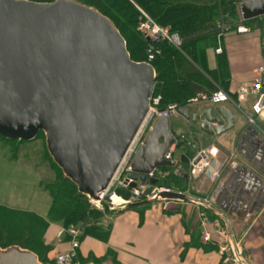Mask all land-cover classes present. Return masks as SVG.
Segmentation results:
<instances>
[{
  "label": "water",
  "instance_id": "water-1",
  "mask_svg": "<svg viewBox=\"0 0 264 264\" xmlns=\"http://www.w3.org/2000/svg\"><path fill=\"white\" fill-rule=\"evenodd\" d=\"M239 12L244 22L264 17V0H240ZM155 78L149 63L130 59L118 30L97 10L74 0H0V137L30 142L42 133L53 164L89 200L98 201L113 179L148 112ZM176 112L188 118L187 109ZM190 118L210 137L235 120L222 106ZM174 144L179 148L169 119H158L130 166L129 187L147 182L148 196L153 172L176 165L164 160ZM160 197L189 200L174 191ZM0 264L41 263L11 247L0 249Z\"/></svg>",
  "mask_w": 264,
  "mask_h": 264
},
{
  "label": "crops",
  "instance_id": "crops-1",
  "mask_svg": "<svg viewBox=\"0 0 264 264\" xmlns=\"http://www.w3.org/2000/svg\"><path fill=\"white\" fill-rule=\"evenodd\" d=\"M222 43L228 64L226 89L230 101L217 106L226 108L234 116L232 129L218 137L201 132L198 122L193 124L190 116L217 106L192 104L193 97L182 108L187 109L188 118L175 113L169 119L170 132L175 142L181 144L179 149L175 144L170 148L171 159L180 171L189 170L181 162L182 156L192 158L211 147L218 150L212 154L221 166L215 181L207 180L205 174L188 173L187 176L185 194L206 201L210 210L187 200L116 210L105 242L90 237L80 241V261L89 259L87 264H234L229 260L231 254L222 250L227 239H231L244 264H264V119L255 117L249 123L250 107L255 99L248 97L238 104L235 98L236 90L251 82L259 68H264V37L256 29L246 34L232 31L224 36ZM213 58L210 54L211 67ZM55 234V227L50 228L46 241L53 240ZM206 236L208 241L204 240ZM67 245L59 248L65 250ZM57 253V250L49 251L46 259L51 263Z\"/></svg>",
  "mask_w": 264,
  "mask_h": 264
},
{
  "label": "trees",
  "instance_id": "trees-1",
  "mask_svg": "<svg viewBox=\"0 0 264 264\" xmlns=\"http://www.w3.org/2000/svg\"><path fill=\"white\" fill-rule=\"evenodd\" d=\"M38 3H50L53 0H27ZM97 10L106 17L118 30L125 41L130 59L134 62H146L151 58L150 65L153 67L158 84V92L161 95V109L169 104H174L178 108L186 107L188 101L199 93H211L222 88L227 93V83L229 80L227 58L223 49L224 35L218 37L220 31L218 24H225L231 27L230 32H235L238 20L237 5L240 0H74ZM118 13H124V18ZM141 14V15H140ZM146 17L159 29L167 31V34H176L181 44L172 45L167 41L156 44L148 41L132 26L137 23V18L142 21ZM264 17L243 22L248 28L250 23L257 22ZM259 30L264 37V26L257 25L253 30ZM132 31V32H131ZM131 32V38H125L123 34ZM143 36V35H142ZM134 40L132 47L129 45ZM218 43L221 47V54L214 55ZM134 44V45H133ZM133 51H130V49ZM150 48L155 50H151ZM214 56V66L209 64V56ZM229 95V94H228ZM181 146V144H180ZM179 146V148H180ZM178 148V149H179ZM49 157V156H48ZM50 159V158H49ZM51 160V159H50ZM52 162V161H51ZM53 164V162H52ZM54 165V164H53ZM54 167H56L54 165ZM180 167L186 168V165ZM56 169L60 171L57 167ZM55 181L51 186L50 197L51 206L46 220L38 222L34 217L18 212L23 218L14 220V213L1 207L3 216L0 218V236H11L18 228L23 243L11 245L6 241L0 249L16 247L29 251L36 255L41 264H52L46 259V255L51 249L44 248L37 232L44 230L50 224L58 222L61 225L65 240L71 237L67 231L70 227L78 226V244L86 237L105 242L107 240L111 218L117 212L109 210L107 201L101 202V207L110 216L109 223L105 229L99 220L102 214L97 211L88 210L85 203V196L76 194L77 190L73 184L66 180ZM156 187H162L171 191L185 193L187 191V176L182 173L177 166L161 167L154 173ZM68 183V185L66 184ZM114 194L128 198V189H115ZM76 195V196H75ZM87 200V199H86ZM149 205L148 202H138L128 205L127 209H136ZM13 216V217H12ZM16 221V222H15ZM17 224V225H16ZM44 248L42 255L36 254L33 244L38 243ZM69 242V241H68ZM13 243V240L12 242ZM47 250V251H46ZM41 257V258H40ZM76 261L79 264H87L90 260H79L78 250Z\"/></svg>",
  "mask_w": 264,
  "mask_h": 264
},
{
  "label": "rangeland",
  "instance_id": "rangeland-1",
  "mask_svg": "<svg viewBox=\"0 0 264 264\" xmlns=\"http://www.w3.org/2000/svg\"><path fill=\"white\" fill-rule=\"evenodd\" d=\"M118 14L124 18V13ZM140 22V17H138L137 23L132 26V30H135L138 34H140L141 38H144V36H142L143 34L138 31ZM256 24L264 26V20H260V24H258V21L250 23L251 26L249 27V30H253ZM131 32H127V34H123V36L129 40V38L132 36L130 34ZM154 32H157V28L154 29ZM169 39L171 44L174 43L175 45L180 43V39L176 34H172L171 38ZM133 41L134 40L132 39L131 43L129 42L131 47ZM130 51H133V49L131 48ZM157 89V81H154L152 98L154 97L153 95L160 94ZM217 90L224 93L222 88ZM149 126H151V124H149V122L146 120L141 127L142 129L136 136V139H134V144L132 143L133 146L130 149L129 154L126 155L125 161L122 162L119 169L116 171L111 183L112 186L110 185L108 189L109 191L103 196L104 201L110 203V197H112L114 194L115 189L121 188V186H118V183L121 180L125 169L127 168L130 157L133 156L136 149L140 146V143L146 135ZM62 176L63 175L61 172L58 171L56 167H54L48 157L45 149L44 137L41 133H39L36 138L30 142H19L16 140L7 141L0 137V208L4 207L8 211H12L14 213V220L17 221L23 218L18 212H24L26 215L34 217L38 222L46 220L52 202L49 192L51 190L50 185L55 183L56 180L59 182L63 181ZM66 184L68 185V183ZM122 188L128 189L124 187ZM115 197H117L119 200L113 202L116 204L114 206H123L121 201L128 200L129 194L128 198L124 197V194L121 197L117 195H115ZM86 199L84 205L87 206L88 210L97 211L102 214V218L99 220V222L102 225V229H105L109 223L110 216L106 214V211H103L101 207V201L98 203L92 202L88 198ZM110 205L109 210L111 208ZM2 216L3 214L0 211V218ZM52 227H55L56 234L54 239L48 242L46 241L45 235ZM74 229L78 232V226L74 227ZM60 232H62L61 235L59 234ZM63 234V229L61 225L58 224V222L50 224L44 230L39 229L37 232V235H39L44 248H47V250H57L59 253L69 250L67 242L70 241V239L68 241L65 240L66 237ZM78 236H80L79 232L77 233V238ZM12 240L13 243H11ZM5 241L11 245H19V243H23L18 228L14 230L11 236H0V246H2ZM29 244H33L36 254H43L44 248H42V245L40 247V241L38 243L30 242ZM66 245L67 249L61 250V248L65 247Z\"/></svg>",
  "mask_w": 264,
  "mask_h": 264
},
{
  "label": "built area",
  "instance_id": "built-area-1",
  "mask_svg": "<svg viewBox=\"0 0 264 264\" xmlns=\"http://www.w3.org/2000/svg\"><path fill=\"white\" fill-rule=\"evenodd\" d=\"M143 20L140 22L139 26H138V31H140L143 36L150 42H152V44H156L163 41H167L169 42L172 36L167 34V31H163L161 29L158 28V26L154 25L150 20H148L146 17L143 16ZM157 28V32H154V29ZM218 28H219V36L227 33L229 31V26L225 25V24H218ZM248 30L247 28H245L242 25V21L241 19H239V22L237 24L236 27V32L238 34H243L246 33ZM170 43V42H169ZM181 44L177 43L175 44V46H179ZM174 45V43L172 44ZM153 50L150 48V51ZM155 51V50H153ZM215 54L220 55L221 54V47L220 44L218 43V47L215 50ZM151 58H148V60L146 61V63H150ZM262 73V68L258 69V73L257 76L249 83H246L244 85H241L235 94V98H236V102L238 104H241L243 102H245L247 100L248 97H253L255 100L252 103L251 107H250V112H251V117L248 118V122L252 123L255 117H259L264 119V105H259L260 104V100L262 99V97H264V89L262 87V79L260 74ZM152 93H153V87H152V91L148 100V113L142 123V125L145 123V121L147 120L149 122V124H151V126H149V129L146 133V135L144 136V138L142 139L140 146L136 149V151L134 152L133 156L130 157V160L128 162L127 168L125 169L124 174L122 175L121 180L118 183V186H122V187H127V185L130 183V181L128 180L126 182V177L127 174L130 172V164L133 160V158L136 156V154L138 153V151L142 148L143 144H144V140L148 134V132L150 131V129L152 128L154 122L162 117H171L173 114H175V111L177 109V106H175L174 104L171 105H167L165 108L160 109V103H161V96L160 94L158 95H153L154 97L152 98ZM230 101V97L228 94H226L225 92L222 93L218 90H215L214 92L211 93H199L197 95H195L190 102L192 104H200V103H204V104H211V105H220V104H225L228 103ZM141 125V127H142ZM139 128L138 132L136 133L134 139H136V136L138 135V133L140 132ZM134 139L132 141V143H134ZM131 143V145L129 146L122 162L125 161L126 155L129 154L130 149L132 148L133 144ZM217 149L214 147L208 148L204 151H202L201 154V158L198 161V163H196L195 165H192V163L190 164V173L192 175H200V174H205L207 180H209L210 182L215 181L218 177L219 174L221 172V166L219 164L216 163V161L213 159V155L212 154H216L217 153ZM199 154V155H200ZM170 156L169 154H167L165 156L166 160H169ZM122 162L120 163V165L122 164ZM126 165V162H125ZM120 167V166H119ZM118 167V169H119ZM117 169V170H118ZM116 174V173H115ZM113 181V179H112ZM111 181V183H112ZM110 183V185L112 186V184ZM109 185V187H110ZM108 187V189H109ZM145 185H138L136 188L131 189L129 191L130 197L127 201H122L125 204L128 203H135L140 201V199L143 196V192L145 190ZM107 189V191L101 195V200L103 199V196L109 191ZM165 191V189H158L155 188L152 190L151 194L147 197L144 198L145 201L151 202L154 200H160L161 202H163V200H161L159 198V194ZM113 195L112 197H110V203H108V206L111 204L113 205ZM191 203L195 204V205H202L206 208H209L210 206L208 205V203L206 201L201 202L200 200H190ZM100 203V202H98ZM68 235L71 237L70 241H69V250L63 253H57L54 256L53 259V264H78L76 262V258H77V250H78V241H77V231L70 227V229L67 231ZM60 235L62 234V232L59 233ZM205 241H208L207 236L204 238ZM227 245L222 247V250L225 252H229L231 254L230 257V262L234 263V264H244L241 260V258L238 256L237 253V248L236 246L233 244L232 240L227 239Z\"/></svg>",
  "mask_w": 264,
  "mask_h": 264
},
{
  "label": "bare ground",
  "instance_id": "bare-ground-1",
  "mask_svg": "<svg viewBox=\"0 0 264 264\" xmlns=\"http://www.w3.org/2000/svg\"><path fill=\"white\" fill-rule=\"evenodd\" d=\"M141 129H142V128H141ZM141 129H140V130H141ZM133 144H134V143H133ZM112 200H113V202H116V201H118V198H117V197H113ZM114 205H116V204H114Z\"/></svg>",
  "mask_w": 264,
  "mask_h": 264
}]
</instances>
